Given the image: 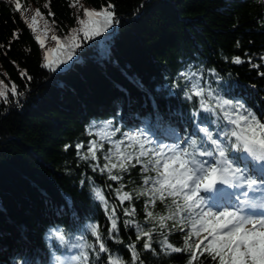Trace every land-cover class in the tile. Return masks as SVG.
Listing matches in <instances>:
<instances>
[{
    "label": "trees",
    "instance_id": "1",
    "mask_svg": "<svg viewBox=\"0 0 264 264\" xmlns=\"http://www.w3.org/2000/svg\"><path fill=\"white\" fill-rule=\"evenodd\" d=\"M15 3L0 0V81L9 89L16 84L23 93L0 102V264H75L70 258L81 249L72 245L92 243L93 224L103 237L111 227L96 189L120 217L114 235L123 243L107 239L113 253L131 264L126 246L135 243L137 264H188L187 254L162 251L155 242L164 239L159 232L153 234V252L142 248L147 238L137 243L136 228L122 223L131 218L152 229L159 222L149 223L147 211L167 216L174 210L167 207L171 197L154 205L151 197L136 198L137 190L151 186L143 185L144 177L156 174L144 173L136 164L120 173L122 181H112L93 165L107 163L104 156L116 141H124L121 150H138L128 147L132 141L123 134L142 133L153 146L189 137L199 143L203 134L197 126L215 134V120L223 113H204L197 88L212 107L217 97L238 101L264 122V0H20V11ZM108 4L115 6L118 23L101 36L82 40L73 60L61 65L63 71L43 66L45 46L35 39L37 31L46 37L45 44L53 41L47 33L67 42L78 19L85 18V5L99 11ZM30 5L44 14L47 32L27 26L23 15L30 13ZM236 57L244 62L233 63ZM116 129L110 139L103 138ZM219 139L227 143L223 136ZM92 141L103 147L96 161H85L81 155L90 156ZM77 144L84 147L78 150ZM121 184L133 194L132 201L120 204L116 189ZM124 208H135L136 216H124ZM166 223L171 228L174 222ZM190 230L186 224L185 232ZM54 231H62L66 241H59ZM183 236L175 231L168 241L179 247ZM203 264L214 262L203 259Z\"/></svg>",
    "mask_w": 264,
    "mask_h": 264
},
{
    "label": "snow or ice",
    "instance_id": "2",
    "mask_svg": "<svg viewBox=\"0 0 264 264\" xmlns=\"http://www.w3.org/2000/svg\"><path fill=\"white\" fill-rule=\"evenodd\" d=\"M44 7L47 8L48 5L45 4ZM114 7L108 4L99 11L85 8V18L78 19L79 27L72 29L67 42L56 35L51 37L57 47L45 52L43 66L52 72L58 69L63 71L61 65H67L73 60L77 49L81 47L82 40L88 41L101 36L112 28L114 23H118L115 20V12L112 10ZM15 9L17 11L22 9L20 0H16ZM38 18L44 19L40 9L35 10L30 22L27 18L25 19L27 26L33 32L38 29ZM44 30L45 32L49 30L48 21H45ZM18 37L19 33H14V38ZM35 39L41 48H44L46 37L36 35ZM232 62L240 64L244 61L236 57ZM21 76L31 80L26 72L22 71ZM9 94L13 97L23 95L22 92H18L16 84H11L9 89L3 81H0V102L8 103ZM185 95L189 100L194 99L187 93ZM205 95L203 89L195 90V97L201 98L199 106L203 112L208 113L209 116L214 113H223L215 120L217 127L215 134L209 127L197 126L198 133L203 134L199 143L197 139L189 137L187 142L181 140L174 145L158 144L156 146H153V142L142 133L123 134L126 139L132 141L128 147L138 146V150L129 151L128 148L121 150L124 141H116L114 150L104 156L107 163L103 167L94 164L93 170L107 172L112 181H122L123 177L120 173L127 174L130 168L141 164L144 173L154 172L156 175L144 177L143 185L151 184V186L137 190L136 198L151 197L149 203L153 205L157 200L164 202L168 197L172 198L167 207L171 209L174 206V210L169 215H155L153 211H147L149 223L159 222L158 226L152 229H145L131 218L122 221L125 227L136 228L137 243L147 238L142 245L143 249L155 251L152 248L153 234L159 232L164 239L155 242L162 245V251L169 255L185 253L188 264H203V259H211L214 264H264V218H253L252 215L242 214L244 207L264 208V201L245 199L235 210L226 205L223 210L213 211L225 192V186L230 189L264 191V175L257 176L253 171L254 168H264V122H261L253 111L238 101L217 97L215 107H212L211 103L205 99ZM197 115L193 113V119ZM204 119L201 115L200 123H204ZM118 131L119 129H116L114 132L107 133L103 138L110 139ZM220 136H223L227 143L221 141ZM75 147L79 150L84 145L77 144ZM88 147L90 156L84 154L81 155V159L96 161L97 151L103 145L92 141ZM77 154L80 155V152L78 151ZM244 160L248 163L243 168L239 167L238 165ZM113 170H117V174H112ZM201 191L206 195H201ZM116 193L120 204L133 200V194L123 191L122 184L116 189ZM95 195L108 212V218L111 221L110 230L107 237H103L98 225L93 224L91 235L95 238L94 241L86 245L73 244V248H80L81 251L70 259L75 264H127L122 256H118L107 247V239L123 243L118 235H114L120 231L118 226L120 217L116 215L117 209L110 206L100 189L95 190ZM243 195L247 197L248 193L244 192ZM237 199L240 198L237 197ZM178 200H182L183 203H179ZM121 211L124 216H136L135 208H124ZM166 221L174 222L171 228ZM186 224L190 225L189 232H185ZM165 229L168 231H164ZM175 231L184 233L183 244L179 247L168 241V235L174 234ZM202 233L206 235L202 236ZM54 235L62 243L66 241L62 231H54ZM193 237L198 238V242L192 243ZM126 247L131 253V264H137V261H140V254L136 250V244L129 243ZM102 254L105 256L104 260H101ZM56 259L59 260L60 257Z\"/></svg>",
    "mask_w": 264,
    "mask_h": 264
},
{
    "label": "rangeland",
    "instance_id": "3",
    "mask_svg": "<svg viewBox=\"0 0 264 264\" xmlns=\"http://www.w3.org/2000/svg\"><path fill=\"white\" fill-rule=\"evenodd\" d=\"M35 13V9H34V7L32 6V5H30V13H26L25 15H23V17L26 19L27 18V20H28V22H30V19H31V16L33 15ZM38 21H39V27L40 28H43V29H45V25H44V23H43V21L40 19V18H38ZM36 35H42L40 32H36ZM47 35L49 36V37H52V35L51 34H49V33H47ZM57 47V44L55 43V42H53V41H50V42H48V43H46L45 44V48H44V54H45V52L47 51V50H49V49H54V48H56ZM54 55H55V53H54ZM158 144H162V145H174L175 144V142L174 141H172V140H168V139H166V140H164L163 142H157V144L156 145H158ZM225 188H226V190L227 191H232L233 190V188H227V186H225ZM250 191H251V189H250ZM236 198H237V196H235ZM248 197L250 198V199H254V200H258V201H263V198H264V196H263V191H262V193H260L256 198L257 199H255V197L253 196V194L252 193H248ZM240 198H241V196H240ZM238 200H241V199H237V201ZM238 203H242V201H238ZM230 207H232L233 208V210H235L234 209V206L233 205H231ZM217 210H223L222 209V207H220V208H213V211H217ZM247 214H249L250 215V213L248 212ZM253 218H263L262 216H253Z\"/></svg>",
    "mask_w": 264,
    "mask_h": 264
},
{
    "label": "bare ground",
    "instance_id": "4",
    "mask_svg": "<svg viewBox=\"0 0 264 264\" xmlns=\"http://www.w3.org/2000/svg\"><path fill=\"white\" fill-rule=\"evenodd\" d=\"M249 209V208H248ZM261 210V208H257V209H252L251 211H259ZM263 211H264V208H263Z\"/></svg>",
    "mask_w": 264,
    "mask_h": 264
}]
</instances>
